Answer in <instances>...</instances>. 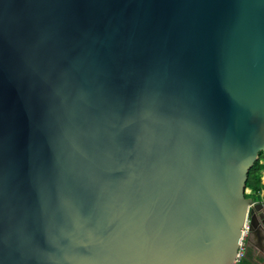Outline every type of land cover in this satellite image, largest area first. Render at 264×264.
<instances>
[{
    "label": "water",
    "instance_id": "95a60500",
    "mask_svg": "<svg viewBox=\"0 0 264 264\" xmlns=\"http://www.w3.org/2000/svg\"><path fill=\"white\" fill-rule=\"evenodd\" d=\"M261 151L264 0H0V264H232Z\"/></svg>",
    "mask_w": 264,
    "mask_h": 264
},
{
    "label": "trees",
    "instance_id": "16d2710c",
    "mask_svg": "<svg viewBox=\"0 0 264 264\" xmlns=\"http://www.w3.org/2000/svg\"><path fill=\"white\" fill-rule=\"evenodd\" d=\"M264 151L259 153V158L256 160L253 167L248 172V179L246 182V196L254 198L256 200H261L264 193ZM251 258L249 257V253L246 254V258L243 264H252Z\"/></svg>",
    "mask_w": 264,
    "mask_h": 264
},
{
    "label": "built area",
    "instance_id": "2783aa9c",
    "mask_svg": "<svg viewBox=\"0 0 264 264\" xmlns=\"http://www.w3.org/2000/svg\"><path fill=\"white\" fill-rule=\"evenodd\" d=\"M263 182H264V175H263ZM247 193V191H246ZM264 195V193H262ZM250 233V223L249 221L243 227V238L240 242L239 250L233 260L232 264H243L246 254H247V238Z\"/></svg>",
    "mask_w": 264,
    "mask_h": 264
},
{
    "label": "crops",
    "instance_id": "0c3cea01",
    "mask_svg": "<svg viewBox=\"0 0 264 264\" xmlns=\"http://www.w3.org/2000/svg\"><path fill=\"white\" fill-rule=\"evenodd\" d=\"M251 249L249 250V257L251 258V261L253 262L252 264H264V258H260L258 256V252L260 250L259 247H255L257 248V250L254 247H250Z\"/></svg>",
    "mask_w": 264,
    "mask_h": 264
},
{
    "label": "flooded vegetation",
    "instance_id": "af4514ba",
    "mask_svg": "<svg viewBox=\"0 0 264 264\" xmlns=\"http://www.w3.org/2000/svg\"><path fill=\"white\" fill-rule=\"evenodd\" d=\"M250 249H251L250 247L247 249V253H249V250H250ZM258 256H259L260 258H264V247H260V250H259V252H258Z\"/></svg>",
    "mask_w": 264,
    "mask_h": 264
}]
</instances>
